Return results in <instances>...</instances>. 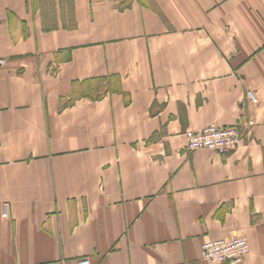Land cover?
<instances>
[{"label":"crops","instance_id":"1","mask_svg":"<svg viewBox=\"0 0 264 264\" xmlns=\"http://www.w3.org/2000/svg\"><path fill=\"white\" fill-rule=\"evenodd\" d=\"M212 123L238 145L187 149ZM234 236L264 264V0H0V264Z\"/></svg>","mask_w":264,"mask_h":264},{"label":"built area","instance_id":"2","mask_svg":"<svg viewBox=\"0 0 264 264\" xmlns=\"http://www.w3.org/2000/svg\"><path fill=\"white\" fill-rule=\"evenodd\" d=\"M186 147L190 150L208 148L226 151L236 147L240 141L238 126L208 124L197 130H188ZM6 212H4V215ZM249 251L244 236L231 239H210L201 245V254L211 264H240ZM75 264H92L88 256L79 257Z\"/></svg>","mask_w":264,"mask_h":264}]
</instances>
